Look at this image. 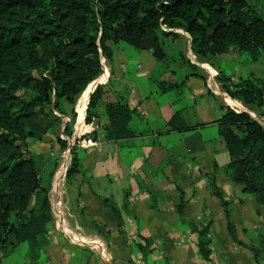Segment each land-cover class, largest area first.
I'll list each match as a JSON object with an SVG mask.
<instances>
[{
  "label": "trees",
  "instance_id": "1",
  "mask_svg": "<svg viewBox=\"0 0 264 264\" xmlns=\"http://www.w3.org/2000/svg\"><path fill=\"white\" fill-rule=\"evenodd\" d=\"M263 9L264 0H0V255L9 256L26 243V264H38L53 228L50 192L59 157L36 154L28 141H41L53 133L60 151L68 148L77 118L73 108L88 85L102 75V60L112 61L118 43L150 51L163 61L167 59L163 39L184 33L198 63H209L230 50L257 63L264 57ZM183 57L187 68L198 69ZM214 78L228 97L264 116V77L250 74L233 81L216 71ZM158 87L165 93L177 85L161 82ZM103 93L104 85H98L90 94L86 124L98 117L95 107ZM63 102L72 107L69 113ZM132 113L125 98L106 103L104 140L134 138L129 126ZM62 116L68 117L65 123ZM177 119L175 114L167 123L171 130L194 128L176 124ZM216 124L229 158L222 170L255 200L264 222V127L248 113L231 108H225ZM61 128L65 138L58 134ZM97 136L94 131L82 139ZM78 142L71 149L66 185L80 173ZM215 174L216 170L207 176V183L222 202L228 235L252 253L255 264H264V236L256 235L249 244L238 239L230 201L216 185ZM127 207L125 197L121 210ZM110 208L120 212L113 205ZM184 208L181 200L176 214L197 235V255L215 264L211 223L196 226L184 217ZM128 215L134 216L129 211ZM90 224L103 239L108 237L105 226ZM142 240L147 247L148 241Z\"/></svg>",
  "mask_w": 264,
  "mask_h": 264
},
{
  "label": "crops",
  "instance_id": "2",
  "mask_svg": "<svg viewBox=\"0 0 264 264\" xmlns=\"http://www.w3.org/2000/svg\"><path fill=\"white\" fill-rule=\"evenodd\" d=\"M180 37H169L179 46V55L173 57L166 53L167 59L163 61H157L150 51H137L118 43L112 61L103 66L100 78L89 85L93 87L85 110L81 114L78 103L89 86L73 108L77 115L72 135L74 143L72 137L67 138L68 148L61 152L53 133L46 134L41 141L28 142L38 155L59 157L52 178L50 201L56 220L55 201L58 199L62 201V213L58 218H64L66 212L69 214L67 222L62 218L66 226L61 229L68 234L76 233L75 225L81 229L87 226L93 231L91 222L105 226L109 235L104 240L116 264H212L197 255V235L176 214L181 200L185 202L186 219L198 227L208 221L211 223L209 233L215 264H255L252 253L236 245L228 235L222 202L210 190L207 176L216 170L215 183L230 201L231 219L238 239L249 244L256 235L264 236V222L257 215L255 200L244 194L242 186L231 182L222 170L229 158L216 124L225 108L248 113L263 127L264 116L228 97L215 80L214 73L222 71L233 81L250 74H264L262 69L255 67L256 63L249 65L236 50L210 60L215 72L209 64L195 63L188 57L198 69L187 68L182 59L186 55L181 49ZM161 82L176 84L177 88L161 93L158 87ZM98 85H104L103 97L95 107L98 117L94 123L86 124L89 96ZM120 98H125L128 108L133 111L129 126L136 136L106 141L103 137L107 123L105 104ZM62 107L67 113L72 109L64 103ZM175 114L176 124L194 128L179 132L171 130L167 123ZM62 117L65 123L68 117ZM94 131L98 133L96 140L82 139ZM61 132L62 128L58 134L65 138ZM77 140L75 153L80 159V173L66 185L71 149ZM65 160L68 163L62 181L57 182L56 173ZM125 197L128 207L121 210ZM111 205L120 212H112ZM129 233L135 235L134 240L127 241L125 237ZM144 238L148 241L147 247ZM16 250L9 256L0 255V264H16L9 261ZM82 252L88 253L68 236H62L56 225L49 233L38 264H92ZM27 262L28 259H23L18 264Z\"/></svg>",
  "mask_w": 264,
  "mask_h": 264
},
{
  "label": "rangeland",
  "instance_id": "3",
  "mask_svg": "<svg viewBox=\"0 0 264 264\" xmlns=\"http://www.w3.org/2000/svg\"><path fill=\"white\" fill-rule=\"evenodd\" d=\"M259 10H262L261 9V6H260V9ZM260 13H262V14H264V9H263V11H260ZM181 39H180V45H181V49L184 51V54L186 55L185 57H188L191 61H193V62H195V63H198L197 61H196V58H195V56L193 55V53L191 52V50H190V43H189V37L186 35V34H184V33H182V36L180 37ZM121 43H123V42H121ZM163 43H164V49H165V51H166V53L169 55V56H173V57H177V55H179V52H178V50H179V46L175 43V44H173L172 42H171V40L169 39V38H164L163 39ZM124 45H127V44H125V43H123ZM172 57V58H173ZM243 58L244 59H247V56L246 55H243ZM172 61H170V63H171ZM210 62V61H209ZM106 63H107V61L105 60V59H103L102 60V64H103V66L104 65H106ZM249 65H251V64H253L252 62H247ZM202 64H209V66L212 68V70L215 72V68L212 66V65H210V63H202ZM206 65H204V66H206ZM210 67H206V69L208 70H210ZM255 67L257 68V67H259L260 69H262V73L264 74V57H262L261 59H260V61L259 62H257L256 64H255ZM214 68V69H213ZM262 77H264V75L262 76ZM64 104H67V103H65V102H63ZM68 105V104H67ZM60 160H62V158L60 159ZM64 160V159H63ZM59 165V164H58ZM51 168V167H50ZM58 168V166L56 167V169ZM66 210V209H65ZM67 211V210H66ZM61 216V213H59V214H57V220H56V217L55 216H53V218H54V221H53V228L51 229V230H54V229H56V225H57V228L59 229V232H60V234L62 235V236H64V237H67V234L61 229V228H63V229H65L64 227L66 226V225H64L63 223L65 222L62 218H58V217H60ZM68 217H69V214L66 212L65 214H64V219L66 220V222L68 221ZM61 220V221H60ZM60 223V227L58 226V224ZM66 224V223H65ZM74 228V232H77V233H79V234H81V235H83L84 237H90V236H93V237H90V238H92L93 240H96L97 242H98V244H99V246H100V251L101 250H105V252H106V250H107V253L106 254H108V256H109V258H108V262L106 263V264H108L109 262H110V264H116L115 263V259H114V256H113V254L111 253V251H110V249L107 247V245H106V243H105V240L103 239V238H99L98 236H97V233H95L91 228H89V227H84L83 226V229H81L79 226H73ZM76 227V228H75ZM96 237H98L99 239H100V241H98L99 239L98 238H96ZM74 240H79V239H77V238H73ZM80 240H83L84 241V239H80ZM88 240V239H87ZM103 243H104V245L106 246V248H105V246L103 245ZM77 245L79 246V247H81L82 249H85L86 251H88V253H83L82 252V254L84 255V256H86L90 261H91V263L92 264H105V260L103 261L102 260V258H101V256L99 255V253L97 252V251H95L94 249H92L91 247V245L90 244H84V243H77ZM91 246V247H90ZM27 252H28V245L26 244V243H24V244H21L18 248H17V250H16V253L13 255V257H10L9 259V261H11V262H15L16 264H18L20 261H23V259H28V256H27ZM107 261V260H106ZM127 264H129V263H127Z\"/></svg>",
  "mask_w": 264,
  "mask_h": 264
},
{
  "label": "bare ground",
  "instance_id": "4",
  "mask_svg": "<svg viewBox=\"0 0 264 264\" xmlns=\"http://www.w3.org/2000/svg\"><path fill=\"white\" fill-rule=\"evenodd\" d=\"M90 87V86H89ZM93 87V85L90 87V89L84 93L81 97V99L79 100V103H78V110L79 112L82 114V112L85 110V105H86V102H87V98H88V94L91 90V88ZM231 103V102H230ZM81 128V127H80ZM80 130V129H79ZM68 160V159H67ZM67 160H65L63 163H62V166L61 168L59 169V172L57 171L56 173V181H62V174H63V171L66 167V164L68 163ZM54 187H55V183H54ZM55 206H56V210H57V214L59 213H62V201L60 199L56 200L55 201ZM72 232H68V234L72 237V238H77L79 239L78 241H81V242H84V243H88L92 246V249H94L95 251H97L99 253V255L101 256L102 259H104L105 261L108 260V257H106V252L104 250H101L100 251V246L98 244V242L96 240H93L92 238L90 237H84L78 233H72ZM80 239H84L83 240H80ZM88 239V240H87ZM109 264V263H108Z\"/></svg>",
  "mask_w": 264,
  "mask_h": 264
},
{
  "label": "built area",
  "instance_id": "5",
  "mask_svg": "<svg viewBox=\"0 0 264 264\" xmlns=\"http://www.w3.org/2000/svg\"><path fill=\"white\" fill-rule=\"evenodd\" d=\"M62 218H63V216H62ZM64 219V218H63ZM73 231V230H72ZM65 232V231H64ZM66 233V232H65ZM77 233V232H76ZM67 234V233H66ZM79 234V233H78ZM81 235V234H80ZM67 236L70 238V240L72 241V242H74V243H79V242H77V241H75L70 235H68L67 234ZM83 236V235H82ZM90 237H93V236H90ZM126 239H127V241H131V240H134L135 239V235L134 234H132V233H129L126 237H125ZM85 244V243H84ZM103 260V259H102ZM104 261V260H103ZM108 261V260H107ZM107 261H104L105 262V264L107 263Z\"/></svg>",
  "mask_w": 264,
  "mask_h": 264
},
{
  "label": "water",
  "instance_id": "6",
  "mask_svg": "<svg viewBox=\"0 0 264 264\" xmlns=\"http://www.w3.org/2000/svg\"><path fill=\"white\" fill-rule=\"evenodd\" d=\"M94 82H95V81H94ZM94 82H92L91 84H93ZM91 84H89V85H91ZM89 85H88V86H89ZM87 88H88V87H87ZM87 88H86V89H87ZM84 92H85V91H84ZM88 102H89V100H88ZM87 105H88V104H87ZM86 108H87V107H86ZM71 141H72V143H74L75 139L72 137V138H71ZM70 147H71V146H70Z\"/></svg>",
  "mask_w": 264,
  "mask_h": 264
}]
</instances>
